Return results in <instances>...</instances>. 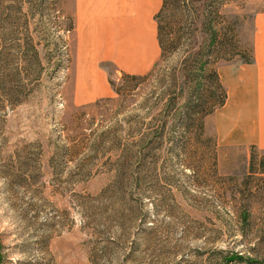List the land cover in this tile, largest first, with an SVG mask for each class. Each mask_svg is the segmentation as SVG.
Masks as SVG:
<instances>
[{"label": "rangeland", "instance_id": "rangeland-1", "mask_svg": "<svg viewBox=\"0 0 264 264\" xmlns=\"http://www.w3.org/2000/svg\"><path fill=\"white\" fill-rule=\"evenodd\" d=\"M72 8L73 0H0V72L42 69L17 103L13 85L0 82V264H245L228 252L264 259V150L234 120L245 81L264 75V47L256 53L264 0L222 4L227 50L203 54L227 98L195 121L182 84L186 36L146 75L112 72L117 93L78 104ZM26 25L40 65L13 48Z\"/></svg>", "mask_w": 264, "mask_h": 264}, {"label": "crops", "instance_id": "crops-1", "mask_svg": "<svg viewBox=\"0 0 264 264\" xmlns=\"http://www.w3.org/2000/svg\"><path fill=\"white\" fill-rule=\"evenodd\" d=\"M161 4L162 0H73L72 85L78 104L113 93L112 72L144 75L153 69L161 55L155 20ZM257 43L256 53H261L264 39L258 37ZM258 74L257 80L245 81L240 112L233 117L241 121L243 139L264 150V75Z\"/></svg>", "mask_w": 264, "mask_h": 264}, {"label": "trees", "instance_id": "trees-1", "mask_svg": "<svg viewBox=\"0 0 264 264\" xmlns=\"http://www.w3.org/2000/svg\"><path fill=\"white\" fill-rule=\"evenodd\" d=\"M225 1L212 0L211 3H208L207 0H162L161 8L155 15L161 54L168 50L171 52L178 50L184 36L189 43L188 53L190 54L182 68V84H190L187 86L189 92L186 98V106H189L186 114L189 121H193L194 116L201 119L212 108L223 106L227 98L218 73L216 71L207 72L210 60L203 54L206 52V48L209 49L206 53H212L210 52L211 47L217 48L219 52L223 53L227 50L229 29L218 27L219 19L223 18L220 8ZM71 28L72 26L68 30ZM24 31V44L22 46L15 44L13 48L17 49V53H26L25 59L31 57L29 53H32L31 58L37 65H40L38 52L34 48L27 25L24 27ZM198 37H201L200 44ZM207 41L208 45H205ZM0 53H4L2 48H0ZM26 63L30 64V61L26 60ZM41 72V67L33 73L15 72L10 75L9 79H6V76L0 72V82L13 85L10 88L16 90L12 91V95L16 99L14 98L11 103H17L20 100L16 97L19 89L22 94H25V89L31 83L35 84L39 81ZM141 76L143 75L121 74L123 80H132ZM110 84L113 85V83ZM112 89L116 93L118 92L116 88L112 87ZM182 92L184 91L182 90ZM199 124L202 128V124ZM258 170L264 173V159L259 162ZM243 219L245 220L246 216ZM226 259L238 260L245 264H264V259L253 258L238 252H228Z\"/></svg>", "mask_w": 264, "mask_h": 264}]
</instances>
